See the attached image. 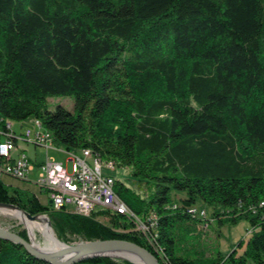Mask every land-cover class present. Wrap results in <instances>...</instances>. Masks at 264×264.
Returning a JSON list of instances; mask_svg holds the SVG:
<instances>
[{
    "label": "trees",
    "instance_id": "trees-1",
    "mask_svg": "<svg viewBox=\"0 0 264 264\" xmlns=\"http://www.w3.org/2000/svg\"><path fill=\"white\" fill-rule=\"evenodd\" d=\"M55 98L72 109H51ZM31 118L63 150L145 183V197L117 179L115 191L148 234L110 210L53 211L5 178L0 204L48 216L64 242L128 241L160 264H264V0H0V129ZM173 191L187 194L181 205ZM199 201L211 217L190 212ZM243 220L248 237L226 256L177 250L186 221ZM0 264L48 263L0 239Z\"/></svg>",
    "mask_w": 264,
    "mask_h": 264
},
{
    "label": "built area",
    "instance_id": "built-area-1",
    "mask_svg": "<svg viewBox=\"0 0 264 264\" xmlns=\"http://www.w3.org/2000/svg\"><path fill=\"white\" fill-rule=\"evenodd\" d=\"M15 124L18 123L6 121L4 128L0 129V178L8 177L30 183L29 176L36 168H40V180L34 185L47 192L53 211L66 210L89 216L97 209L110 210L132 217L137 223L138 231L148 234V227L131 213L116 193L115 178L106 173L115 169V164L101 167L95 161H88L86 155L65 150L63 152L69 157L70 168L51 159L40 165L33 163L18 150L19 143L42 147L47 152H62V148L54 142L51 134L41 128L40 121L34 119L32 123L35 132L28 130L20 135L16 133ZM190 212L203 220L207 218L206 210L197 208Z\"/></svg>",
    "mask_w": 264,
    "mask_h": 264
},
{
    "label": "rangeland",
    "instance_id": "rangeland-1",
    "mask_svg": "<svg viewBox=\"0 0 264 264\" xmlns=\"http://www.w3.org/2000/svg\"><path fill=\"white\" fill-rule=\"evenodd\" d=\"M63 105L68 109H72L73 100L71 98H55L49 100V105L51 109H54L57 105ZM34 119L31 118L25 122L15 124V130L18 135L21 133H25L28 130L34 131L32 126ZM35 132V131H34ZM21 153L28 156L33 163L37 162L38 165L46 162L48 159L54 160L55 162L62 164L68 168L71 167V164H68L69 157L66 153L58 152L55 150H50L47 152L45 148L42 147H35L31 144L19 143V149ZM113 163H104L102 162V167H110ZM113 176L115 179L123 182L126 186L132 188L133 190L139 192L143 197L146 196L151 189L147 188L145 183H138L130 176V169L128 168H115L109 172H106ZM41 171L40 168H36L35 172L31 173L29 176L30 183H20L14 181L9 178H5L4 182L7 185H11L14 187L22 186L27 187L33 192H35L40 200L41 203L47 207H50V201L48 199L47 192L40 193L38 187L34 185L37 181L40 180ZM172 201L177 203L178 205L182 204V200L187 198V194L185 192H177L173 191L171 195ZM197 208L206 210L211 217V210L206 208L202 201L197 203ZM37 221H45L50 229L52 230L55 238L57 239L58 243L67 246V247H74L81 243H88L94 241H86L80 238H77L74 235L69 236V242H64L60 240L58 235L56 234L55 230L53 229L50 219L48 216L43 215L41 217L36 218ZM185 225H189L191 229V234L187 233L183 230V245H179L177 250L179 253H184L185 255H189L191 258H198V257H206L215 259L218 257L219 254L222 256H226L230 254L236 247L237 244L245 240L248 237L250 226L248 222L245 220L241 221L237 225L226 224L224 226H220L217 221H212L209 224V227H200L196 229L192 222L186 221L184 222ZM0 227L6 230L12 231L14 233L24 232L28 237V242H32V237L30 233L27 231L26 228H30L25 226L20 220L10 218L8 216H1L0 215ZM34 229V227L32 226ZM31 229V228H30ZM132 232L135 234L140 235L137 228L132 229ZM35 234V236H34ZM34 248L38 251L42 246L46 245L45 237L41 232L33 233ZM99 241V240H97ZM110 258L114 259L117 262H124L128 259L117 258L114 256H109ZM128 262V261H127Z\"/></svg>",
    "mask_w": 264,
    "mask_h": 264
},
{
    "label": "water",
    "instance_id": "water-1",
    "mask_svg": "<svg viewBox=\"0 0 264 264\" xmlns=\"http://www.w3.org/2000/svg\"><path fill=\"white\" fill-rule=\"evenodd\" d=\"M0 207L14 209L22 212L20 209L13 205L8 204H0ZM24 213V212H22ZM24 215L29 220H36L37 217L31 216L27 213ZM0 239H4L6 241L12 242L14 244H18L22 246L31 256L35 257L37 260L44 261L48 264H77L82 261L95 258V257H102L106 256L109 257L110 255L104 254L103 252L106 250H130L141 256L146 264H160L158 259L150 253L148 250L138 246L135 243L123 241V240H105V241H94L88 243H81L74 247H67L59 251L55 254H45L43 252L37 251L34 246L32 245L31 241H26L22 237H20L17 233L12 231L6 230L0 227ZM69 253H73V255L66 259H56L66 256ZM132 264H137L131 260H127Z\"/></svg>",
    "mask_w": 264,
    "mask_h": 264
},
{
    "label": "bare ground",
    "instance_id": "bare-ground-1",
    "mask_svg": "<svg viewBox=\"0 0 264 264\" xmlns=\"http://www.w3.org/2000/svg\"><path fill=\"white\" fill-rule=\"evenodd\" d=\"M40 126L42 128L41 124H40ZM79 155H86L88 161H95L96 164H98L99 166L102 167L101 160L99 158L92 157L93 155L91 156V153L86 151V152H82ZM0 215L1 216H8L10 218L20 220L25 226L30 227L33 230V232L35 231V233L41 232L45 237L46 245L42 246L38 250L39 252H43L45 254H55V253H58L59 251H61L62 249L66 248L65 246L58 243V241L55 238L52 230L50 229V227L48 226V224L45 221L29 220L24 215V213H22L18 210L8 209V208H3V207H0ZM155 224L156 223H154V225ZM32 226L34 227V229L32 228ZM103 253L108 254L110 256L117 257V258L128 259V260H131L137 264H146L145 260L141 256H139L138 254H136L135 252L130 251V250H116V249H114V250H106ZM72 255H73V253H69L64 257L56 258V259H59V260L62 259L63 260V259L71 257Z\"/></svg>",
    "mask_w": 264,
    "mask_h": 264
},
{
    "label": "crops",
    "instance_id": "crops-1",
    "mask_svg": "<svg viewBox=\"0 0 264 264\" xmlns=\"http://www.w3.org/2000/svg\"><path fill=\"white\" fill-rule=\"evenodd\" d=\"M37 163V162H36Z\"/></svg>",
    "mask_w": 264,
    "mask_h": 264
}]
</instances>
